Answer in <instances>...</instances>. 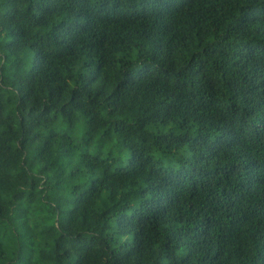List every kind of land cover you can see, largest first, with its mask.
Returning a JSON list of instances; mask_svg holds the SVG:
<instances>
[{"label": "clouds", "instance_id": "9594fccd", "mask_svg": "<svg viewBox=\"0 0 264 264\" xmlns=\"http://www.w3.org/2000/svg\"><path fill=\"white\" fill-rule=\"evenodd\" d=\"M27 7L0 0V40ZM87 12L83 43L60 67L63 102L53 103L71 108L80 89L90 114L73 109L74 131L63 118L37 128L59 135L31 172L45 169L65 211L78 202L101 224L102 212L134 217L122 233L111 222L104 232L76 230L83 243L94 239L100 264H264V0H88ZM49 90L38 103L48 104ZM117 97L124 115L111 119L132 126L128 141L109 135L104 101ZM161 106L166 126L136 132L145 109ZM17 207L0 214V264H71L34 254L49 249L30 223L21 228ZM62 235L66 255L77 235Z\"/></svg>", "mask_w": 264, "mask_h": 264}, {"label": "trees", "instance_id": "16d2710c", "mask_svg": "<svg viewBox=\"0 0 264 264\" xmlns=\"http://www.w3.org/2000/svg\"><path fill=\"white\" fill-rule=\"evenodd\" d=\"M12 3L27 4L26 18L18 24L15 30L9 31L7 42L0 40V214L5 211V206L16 204L17 217H25L24 224H31V229L38 233V238L48 252L34 251L41 260L51 259L60 254L64 260L71 264H100L102 253L97 249L94 239H87L83 232L89 227L93 231L98 227L101 232L107 231L109 222L121 233L132 222L134 217H129L123 209L107 215L101 213V224L95 218L80 214L78 202L70 211H65V205L55 194L56 185H51L45 169L32 173L37 162L43 160L51 151L52 142L59 135L49 131L45 137L37 128H45L62 118L74 131L76 120L74 110L84 109L80 102L81 90L73 89L68 105L56 107L53 101L62 104L65 88L57 81L61 80L60 67L73 56L78 46L83 43V37L89 30V21L86 19L88 0H10ZM35 13V15H29ZM84 23H81V21ZM91 51V46H89ZM48 91V104L38 103L43 90ZM34 106L25 114L27 104ZM91 103V101H90ZM108 110L106 115L110 118V133L117 134L128 141L134 135L132 126L122 119L112 117L124 115L123 101L117 97L104 101ZM151 112L150 115L148 113ZM145 120L137 119L136 132H141L147 123L154 126L158 124L165 127L169 117L167 106L145 109ZM98 123L93 116L89 125L95 130ZM194 123V121H192ZM154 141L164 142L169 136H160L157 133H145ZM40 142L36 149L33 145ZM143 142V141H142ZM102 147L100 152L102 154ZM124 147L131 154L133 146L125 143ZM135 156L128 164L134 162ZM100 161V164H103ZM25 168L29 175L25 176ZM34 176V178H33ZM44 183H41V180ZM95 181H92V185ZM91 190V189H90ZM106 218V219H105ZM95 225V227H93ZM76 232L77 240L70 245V250L65 255L67 243L62 233ZM56 237V239H53ZM49 241L51 243L49 244ZM3 248V237L0 235V250ZM74 257V259H72ZM103 264H108L104 261Z\"/></svg>", "mask_w": 264, "mask_h": 264}]
</instances>
